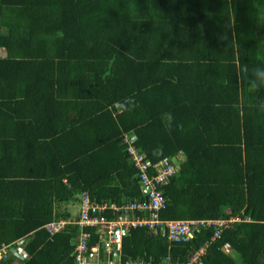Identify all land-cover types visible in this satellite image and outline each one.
<instances>
[{
  "label": "trees",
  "instance_id": "obj_1",
  "mask_svg": "<svg viewBox=\"0 0 264 264\" xmlns=\"http://www.w3.org/2000/svg\"><path fill=\"white\" fill-rule=\"evenodd\" d=\"M242 65L264 68V0H0V264H76L80 227H44L61 204L142 197L125 133L185 155L161 218L241 221L185 242L133 228L124 259L206 243L200 264H264V87Z\"/></svg>",
  "mask_w": 264,
  "mask_h": 264
},
{
  "label": "built area",
  "instance_id": "obj_2",
  "mask_svg": "<svg viewBox=\"0 0 264 264\" xmlns=\"http://www.w3.org/2000/svg\"><path fill=\"white\" fill-rule=\"evenodd\" d=\"M123 140L126 150L134 162L140 179L142 197L132 199L122 204L116 202L95 201L88 191L78 192L77 201L81 207L79 215L73 220H56L49 222L46 228L53 234L63 229L67 224L78 225L80 234L73 254L76 264H200L207 251V244L196 250L190 260L186 262L174 261L166 256L159 262L144 258L124 259L122 255L123 239L132 228L146 226L155 233L168 232L171 242L189 240L201 227L215 225L217 230L213 239L220 236L225 228L232 223L241 221L238 216L220 218H189L164 219L159 211L166 208L168 197L165 195V185L179 171V165L172 158L152 160L145 152L138 148L137 137L125 133ZM87 227L96 228L100 235L90 244L91 232ZM226 252L231 250L224 245ZM25 253H22L24 257Z\"/></svg>",
  "mask_w": 264,
  "mask_h": 264
},
{
  "label": "clouds",
  "instance_id": "obj_3",
  "mask_svg": "<svg viewBox=\"0 0 264 264\" xmlns=\"http://www.w3.org/2000/svg\"><path fill=\"white\" fill-rule=\"evenodd\" d=\"M240 74L243 78L247 79L250 89L256 90L258 88L264 87V68L258 67L252 69L250 73L248 66L242 65L240 67ZM260 104L261 108H264V102H261Z\"/></svg>",
  "mask_w": 264,
  "mask_h": 264
},
{
  "label": "crops",
  "instance_id": "obj_4",
  "mask_svg": "<svg viewBox=\"0 0 264 264\" xmlns=\"http://www.w3.org/2000/svg\"><path fill=\"white\" fill-rule=\"evenodd\" d=\"M130 157V156H129ZM170 158H172L175 162H177L178 163V165H179V169H181L182 168V166H181V164H182V162L184 161V159H185V155H184V153H180V154H178L177 156H174V157H170ZM130 160H131V162L134 164V162L132 161V159H131V157H130ZM160 160V159H159ZM134 167L136 168V166H135V164H134ZM136 170H137V168H136ZM137 173H138V170H137ZM139 178V177H138ZM139 190H140V193H141V187L139 188ZM79 192H83V191H79ZM78 193V192H77ZM76 193V194H77ZM76 194L74 195V199L72 200V201H70L69 203H65V208L63 209L62 208V204H61V211H69V208H68V206L70 205V203H74V202H76V203H79V201H77V198H76ZM95 200V199H94ZM95 201H98V200H95ZM98 202H100V201H98ZM104 202H114V201H104ZM101 203H103V202H101ZM79 205H80V203H79ZM80 207H81V205H80ZM80 209V208H79ZM78 209V210H79ZM76 217L75 216H73L72 215V213H71V217L69 218V219H64V220H73V219H75ZM173 219H176V218H173ZM178 219H181V218H178ZM186 219H189V218H186ZM56 220H62V219H53V220H51V221H49V222H52V221H56ZM48 222V223H49ZM47 224V223H46ZM46 224L44 225V227L46 228ZM133 229V228H132Z\"/></svg>",
  "mask_w": 264,
  "mask_h": 264
},
{
  "label": "rangeland",
  "instance_id": "obj_5",
  "mask_svg": "<svg viewBox=\"0 0 264 264\" xmlns=\"http://www.w3.org/2000/svg\"><path fill=\"white\" fill-rule=\"evenodd\" d=\"M79 203H70V205L68 206L69 208V211L72 213L73 216L77 217L79 215ZM62 208L64 209L65 208V203H62ZM79 209V210H78Z\"/></svg>",
  "mask_w": 264,
  "mask_h": 264
},
{
  "label": "bare ground",
  "instance_id": "obj_6",
  "mask_svg": "<svg viewBox=\"0 0 264 264\" xmlns=\"http://www.w3.org/2000/svg\"><path fill=\"white\" fill-rule=\"evenodd\" d=\"M178 174V173H177ZM115 202V201H114ZM121 204V203H120ZM80 207V206H79ZM141 227V226H140ZM65 228V227H64ZM177 242H179V241H177ZM185 242V241H184Z\"/></svg>",
  "mask_w": 264,
  "mask_h": 264
}]
</instances>
